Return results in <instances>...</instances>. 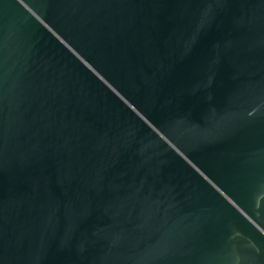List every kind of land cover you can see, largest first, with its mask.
Masks as SVG:
<instances>
[{"label":"water","instance_id":"obj_1","mask_svg":"<svg viewBox=\"0 0 264 264\" xmlns=\"http://www.w3.org/2000/svg\"><path fill=\"white\" fill-rule=\"evenodd\" d=\"M0 264H264V0H0Z\"/></svg>","mask_w":264,"mask_h":264}]
</instances>
